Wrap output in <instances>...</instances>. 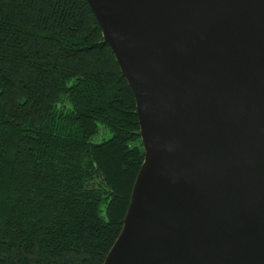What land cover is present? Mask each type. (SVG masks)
<instances>
[{
    "label": "water",
    "instance_id": "water-1",
    "mask_svg": "<svg viewBox=\"0 0 264 264\" xmlns=\"http://www.w3.org/2000/svg\"><path fill=\"white\" fill-rule=\"evenodd\" d=\"M145 157L103 264H264V0H86Z\"/></svg>",
    "mask_w": 264,
    "mask_h": 264
},
{
    "label": "trees",
    "instance_id": "trees-1",
    "mask_svg": "<svg viewBox=\"0 0 264 264\" xmlns=\"http://www.w3.org/2000/svg\"><path fill=\"white\" fill-rule=\"evenodd\" d=\"M144 157L88 2L0 0V264H103Z\"/></svg>",
    "mask_w": 264,
    "mask_h": 264
},
{
    "label": "rangeland",
    "instance_id": "rangeland-1",
    "mask_svg": "<svg viewBox=\"0 0 264 264\" xmlns=\"http://www.w3.org/2000/svg\"><path fill=\"white\" fill-rule=\"evenodd\" d=\"M110 136H111V133L109 132V130H107V129L102 127L100 132L94 137V141L101 142L102 140L107 139ZM140 140H141V143H142L141 136H140ZM142 146H143V143H142ZM143 149H144V147H143Z\"/></svg>",
    "mask_w": 264,
    "mask_h": 264
}]
</instances>
